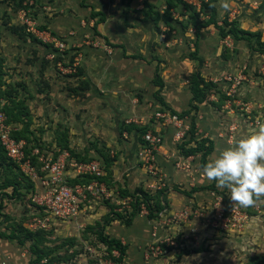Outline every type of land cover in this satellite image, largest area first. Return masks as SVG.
Here are the masks:
<instances>
[{
	"label": "rangeland",
	"instance_id": "1",
	"mask_svg": "<svg viewBox=\"0 0 264 264\" xmlns=\"http://www.w3.org/2000/svg\"><path fill=\"white\" fill-rule=\"evenodd\" d=\"M191 2L195 10L181 4L168 7L164 0H0V111L11 134L25 142L26 151L38 148L51 155L66 148L83 159L100 161L110 173L116 169L125 174L124 168L130 170L132 165L138 179L150 176L151 181L141 187L150 194V204L163 206L159 212L152 207L155 216L138 211L125 225V216L113 214L131 210L128 195L123 194L125 185L110 184L116 193L112 198L84 201L80 214L52 221L37 239L19 243L8 238L11 245L5 250L16 264H264V198L245 208L249 217L240 233L216 232L203 223L213 200L207 192L199 202L209 206L201 208L182 202L186 189L178 181L165 182L171 171L182 174L192 166L170 154L168 169L158 168L157 174L146 171L138 162V136L127 130L126 138L121 135L123 124L133 120L138 127L152 129L154 112L163 104L171 108L165 100L181 99L197 71L204 79L200 103L221 125L202 129L194 121L196 114H185L192 129L185 141H173L176 151L188 150L191 147L184 144L193 141L190 146H195L203 138L205 148L211 140L214 152L206 155V164L229 147V141L264 123V25L255 26L262 20L257 11L264 4L251 12L226 14L217 23L223 26L218 32L214 26L207 30L198 26L208 14L199 9L200 0ZM23 11L41 36L46 31L65 40L66 58L73 51L80 53L75 73L53 64L48 57L52 47L27 31ZM232 22L234 32L227 25ZM191 101L188 108L197 107L196 100ZM167 140L164 143L171 147ZM188 155L203 167L200 151ZM20 178L22 199L7 200L12 203L0 211V237L15 232L24 238L27 231L21 222L32 223L36 216L23 190L30 182ZM206 186L216 188L214 181ZM217 190L228 204V190ZM174 204L177 208H172ZM190 206L201 213L199 217L174 220L166 209L179 212ZM112 224L124 228L122 239L116 238L125 246L123 253L101 239L110 236L105 232L113 229L106 225ZM129 245L139 262L127 261Z\"/></svg>",
	"mask_w": 264,
	"mask_h": 264
},
{
	"label": "built area",
	"instance_id": "2",
	"mask_svg": "<svg viewBox=\"0 0 264 264\" xmlns=\"http://www.w3.org/2000/svg\"><path fill=\"white\" fill-rule=\"evenodd\" d=\"M188 2L194 3L191 0H188ZM22 18L27 25H25L27 31L39 35L43 41L50 44L49 48H52L48 57L52 59L53 64L63 71L75 73L80 64V53L72 52V56L69 55L66 58L67 45L64 39L51 36L46 31H43V36H41L42 32L33 26L24 11ZM229 44L231 45V42ZM237 78V82L242 79L241 76ZM153 115L154 120L159 122L163 129L158 127L159 125L155 128L152 127V129H146L136 143L138 145V162L141 167L146 171L157 174V153L164 139L163 130L171 128V139L182 141L188 134L190 126L186 116H179L168 110L158 109ZM131 122L128 121V123ZM132 123L136 124L137 121L133 120ZM121 135L126 138L127 131L123 130ZM24 144L25 142L22 139L13 137L9 125L6 123V117L0 111V146L5 156L16 163L20 170L34 183V189L28 194V197L36 211L39 208L43 212L42 215L33 217L32 223L24 225L28 229H46L47 225L54 220H71L80 214V211L82 212V207L86 206L84 201L90 200V198L98 199L102 197L109 199L110 196L112 198V194H116L111 191L105 180H101L106 171H104L100 161L94 159L78 160L66 148L51 155L39 152L38 148H30V151L26 153ZM136 196H139L137 192L134 196L127 197L130 200L129 204H126L127 209H131V203L136 201ZM211 196L213 198L212 204H210L211 210L209 215L204 218L205 220L203 219V223L210 224L216 232L240 233L247 224L249 213L243 207L233 206L229 196L228 204H225V196L221 190H211ZM137 205L139 212L148 214L147 202L144 203L140 198ZM218 205L219 207H217ZM190 207H185L179 212H171L170 216L174 220L181 217L189 218L190 215L199 217L201 213L192 210V207ZM108 264L114 263L110 262Z\"/></svg>",
	"mask_w": 264,
	"mask_h": 264
},
{
	"label": "crops",
	"instance_id": "3",
	"mask_svg": "<svg viewBox=\"0 0 264 264\" xmlns=\"http://www.w3.org/2000/svg\"><path fill=\"white\" fill-rule=\"evenodd\" d=\"M220 2L221 0H213L212 1V5L214 6L215 9V13H214V20L216 21V23H220V20L225 17L226 14L228 15H233L235 12V14H240V13H247V12H251L252 9H255L258 7L259 3H263L264 4V0H227V2L230 4V10L229 11H224L221 7H220ZM241 7V8H240ZM206 14H208V10L205 9ZM257 15H260V18L262 19L261 21L257 22V25H255L256 27H259L261 29V26L264 25V6L262 7V9L260 11H257ZM229 20V18H228ZM211 27H213V25H209L206 27H203L205 30L209 29ZM202 29V28H201ZM215 29V27H214ZM203 30V29H202ZM201 70V69H199ZM204 70H206V68H204L203 70H201V73H203L205 75V73L203 72ZM183 95L181 99H171L170 102H167V100H165V103H169L171 108L174 109L177 112H181L182 110H186L188 109V104H189V98L191 96V92L189 89L182 91ZM177 97V96H176ZM197 107L195 109H191L189 114H196V122L200 123V127L202 129H205L207 127H209V125H213L215 124L216 127H218L217 125L220 124L221 122H219V120L217 121L214 117L213 113H209L208 111L204 110L205 107V103L201 104V103H197L196 104ZM208 112V113H207ZM187 117V116H186ZM155 120L151 121V126L152 127H157L159 125V123H156ZM205 127V128H204ZM164 132V139H163V144L160 148V150L157 153V166L159 169L164 170L166 167L165 164H168L167 162L172 158V156L170 154L173 155H177V157L181 158L182 161H184V163H186L187 165H190L192 167H189L185 173L181 172L182 174L178 173L176 171H171V174H167L166 178H165V182L168 184H173L175 181H178V183L180 185H182L183 188H185L187 191H189V194H181V200L183 203H197L198 205H200L201 201V197L206 194L210 197L211 196V190H206V185L208 183H210L211 181L206 180L203 175H202V167L199 164L198 159H192V155H184L183 153L176 151L174 148L175 143L173 142V140L171 139V128H165L163 130ZM205 135H207L205 133ZM168 140L166 142H169L171 144V147L168 146L167 144H165L164 140L165 138ZM193 143V141H189L188 143L184 144L187 146H190ZM175 150V151H174ZM213 151V150H212ZM212 151L209 153V155H212ZM214 152V151H213ZM192 164V165H191ZM134 166H130V170H128L127 168H124L125 170V174H120L121 172L119 170L114 169L113 173L111 172H107L106 171V177L107 180L110 184H113L115 186V184H119L121 183L123 186L125 185V190L127 189L128 192H133L135 189L143 187V185H146V183L151 179L150 176L147 175V180L146 178H139V175L137 174V172H135L134 175V170L133 169ZM127 169V170H126ZM168 169V168H166ZM168 171V170H166ZM188 174V175H187ZM191 177H190V175ZM126 176V179H123V176ZM193 175V176H192ZM140 177H145V175ZM179 179V180H177ZM204 188H201L203 187ZM116 187V186H115ZM111 189L112 192L115 193V189L112 188V185H110L109 187ZM144 189V188H143ZM218 188L216 187V190ZM117 190V189H116ZM191 190V191H190ZM171 195V191L167 192V197H170ZM205 196V195H204ZM206 197V196H205ZM208 198V197H207ZM4 203H3V208H5L6 204H11L15 200V198H11L9 200H11L12 202H8L5 201L6 199H3ZM197 201V202H196ZM178 205V204H177ZM175 206V207H174ZM174 206L172 208H177L176 204H174ZM208 207L209 205L207 204H201L200 207L204 208V207ZM172 208H166L168 211H172L174 212L175 210H172ZM108 227V229H113V230H106V235H110L109 238H117L120 236V239H122L121 237H123L122 235L123 233V229L120 226L117 228L115 227L114 224L112 225H106V228ZM120 228V229H119ZM7 244L11 245L9 240L7 238L4 237H0V264H16L15 261L17 260H12L13 258H11L13 255L11 254V252H8L7 248ZM137 251V250H136ZM128 257L127 261H131L132 263L135 262H139L137 261V255L134 254V250L131 248L130 249V245L127 249V254ZM135 255L133 258L132 256Z\"/></svg>",
	"mask_w": 264,
	"mask_h": 264
},
{
	"label": "trees",
	"instance_id": "4",
	"mask_svg": "<svg viewBox=\"0 0 264 264\" xmlns=\"http://www.w3.org/2000/svg\"><path fill=\"white\" fill-rule=\"evenodd\" d=\"M212 1L213 0H200V8L199 9H202L204 12H206L205 9L208 10V18L205 21H203L201 24H199L198 26L200 28H203V27H206V26H209V25H213L218 30V32H220L223 29V26H217L216 21L213 19L214 18L215 9H214V6H212ZM164 2L166 3V5L168 7L176 5V4H181L182 6L188 7V8L191 6L192 9L195 10L194 6H192L190 3L184 2L183 0H164ZM234 23L235 22L227 23V25L229 26V28H228L229 31H233L234 32V29L230 30L231 26ZM242 32L248 33L247 30H242ZM256 35L260 37V34L257 33ZM73 52H75V51H73ZM70 56H72V53L70 54ZM192 58H194V56ZM195 59L199 60V58H197V57ZM78 69L79 68L77 67L76 71ZM194 76H195L196 80H194L193 84L191 85V87H189V90L191 92V96L189 98V103L192 102L191 98H193L194 100H196V104H197V103H200L202 101V97L204 95L202 90L200 89L201 88V84L204 81V79L200 75L199 71L195 72ZM2 94L3 93L0 92V101L2 99L1 98ZM188 106H189V104H188ZM189 108H191V107H189ZM189 108H188V110L186 109V110H182L181 112H177L175 110H172L169 107H166L164 104L161 107H159V109L168 110L169 112L176 113L179 116H185V114H188L192 108L195 109L196 106L192 107L190 110H189ZM186 111H187V113H186ZM194 121H195V119H194ZM146 129L147 128L138 127V126H136V124H134L132 122L131 123H124L123 126H122L121 133H122L123 130H127L128 132H133L140 139V135ZM190 129H192V126H191ZM189 134H190V132H188V134H186V136H188ZM191 135L193 136L192 133H191ZM13 137L16 138V139H20L19 137H15V136H13ZM182 141H185V140L183 139ZM205 141H206V138H203V139L200 140L199 144H197L195 146H189L191 148H189L188 150L186 149L185 151H183L181 153H183L184 155H186V154L188 155L190 153H193V152L195 153V152L200 151L201 152L200 162L204 166L205 165V157H206V155L209 154V152H211V149H212L211 140L207 143V145L209 144V146H207L205 148H202V145L204 144ZM29 151H30V148L28 147L27 151L25 150V152L28 153ZM0 152H2V154H0V211H1V213H3L2 212L3 203H4L3 199H6L5 201H7V200H9L11 198H15V200H18V201H20L22 199V197H21L22 195L20 194V192H21L20 189H22V188H20V184H21V181H22L21 179L22 178H20V176H22L23 178H25L27 181L30 182V183H28V186H24V189H23L24 191H26L25 192L26 195H28L34 189V183L32 182V180L28 176H26L20 170V168L18 167V165L16 163H14L13 161H10L5 156L1 146H0ZM72 154L78 160H89V159H91V158H84L83 159L81 157H78L74 152H72ZM105 176L101 177V180H104ZM84 181H85V179H84ZM106 182H107L108 187H110L108 180H106ZM201 188H204V186L201 187ZM206 188H209V187L206 186ZM210 189H212V188H210ZM210 189H208V190H210ZM213 189H216V188H213ZM136 192L138 193L139 196H136V201L131 203L132 207H131V210L129 212L126 211L127 213H125L124 215H121L118 212H113V214H115L118 217L125 216V220L123 221V223L125 225H129L131 223L133 215L135 213H138L139 207H138V205L136 206V204L139 203V199L140 198H141L142 201H144V203L147 202V207L149 209V212H148L147 215H150V216H153V215L155 216L156 215V214H152V207L154 209L155 208L157 209V210L155 209L156 212H159L163 208V206L161 204H156V206H155V204H150L151 203L150 194H148L147 191L145 189L141 188V187L137 188L135 191H133L131 193L128 192L127 190H123V194L128 195V196H134V194ZM7 193H9V194H7ZM182 194L188 195L189 191L185 190L184 192H182ZM8 197H11V198H8ZM28 202H30V199H29ZM37 209H38V211L34 212V215H36V216L42 215L43 212L41 211V209H39V208H37ZM21 224H22L21 225L22 229L23 230L25 229L27 231L26 235H24V238H19L18 235L15 232H10L9 234H6L5 236L3 235L4 238H7V239L11 238V239L15 240L16 242L19 240V243H23L22 239H24V241H25V238L37 239L36 236L38 235L39 231L45 230L43 228H35V230L28 229L26 226H24L25 223L23 224L21 222ZM101 239L105 243H107L108 246H110V247L112 246L114 248H118L122 253H123V251H125L124 250L125 249L124 244H121V242L118 239L109 238V237L108 238L105 237V238H101ZM32 243H34V241ZM30 245L32 246V244H30Z\"/></svg>",
	"mask_w": 264,
	"mask_h": 264
},
{
	"label": "clouds",
	"instance_id": "5",
	"mask_svg": "<svg viewBox=\"0 0 264 264\" xmlns=\"http://www.w3.org/2000/svg\"><path fill=\"white\" fill-rule=\"evenodd\" d=\"M220 7L227 12L230 4L221 0ZM202 175L217 188H226L233 206L251 207L264 198V123L229 141V147L220 149L202 167Z\"/></svg>",
	"mask_w": 264,
	"mask_h": 264
}]
</instances>
